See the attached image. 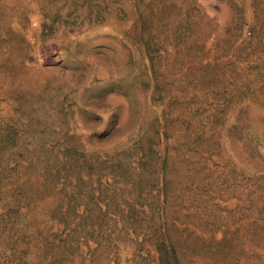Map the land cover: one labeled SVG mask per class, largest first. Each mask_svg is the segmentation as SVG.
I'll use <instances>...</instances> for the list:
<instances>
[{"label": "rangeland", "instance_id": "1", "mask_svg": "<svg viewBox=\"0 0 264 264\" xmlns=\"http://www.w3.org/2000/svg\"><path fill=\"white\" fill-rule=\"evenodd\" d=\"M0 264H264V0H0Z\"/></svg>", "mask_w": 264, "mask_h": 264}]
</instances>
